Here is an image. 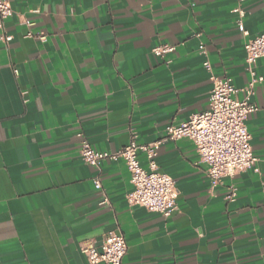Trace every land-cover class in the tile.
I'll return each mask as SVG.
<instances>
[{
  "label": "crops",
  "instance_id": "obj_1",
  "mask_svg": "<svg viewBox=\"0 0 264 264\" xmlns=\"http://www.w3.org/2000/svg\"><path fill=\"white\" fill-rule=\"evenodd\" d=\"M10 3L12 39L0 41V264H89L80 242L111 231L126 238L124 264H264V80L246 120L252 170L213 187L192 140L159 145L158 170L178 191L169 217L127 202L125 161L96 167L80 154L82 138L107 151L161 140L169 124L208 109L213 77H230L244 99L245 42L264 34V0ZM159 44L176 49L157 56ZM255 72L264 77V57ZM138 159L151 169L145 151Z\"/></svg>",
  "mask_w": 264,
  "mask_h": 264
},
{
  "label": "built area",
  "instance_id": "obj_2",
  "mask_svg": "<svg viewBox=\"0 0 264 264\" xmlns=\"http://www.w3.org/2000/svg\"><path fill=\"white\" fill-rule=\"evenodd\" d=\"M243 2L244 0H240ZM14 10L10 0H0V41L8 43L12 36L5 30V20L12 16ZM239 29L245 34L244 25ZM28 32V36H32ZM44 38V36H40ZM172 44H159L152 52L157 56H165L175 51ZM202 53H206L204 44L200 45ZM246 64L252 75L247 88V96L240 100L236 97L239 89L230 77H213V88L210 94L208 109L193 113L188 120L180 124H169L165 136L152 144L139 145L134 140L118 151L99 150L93 147L86 138L80 141V154L85 162L100 167L105 161H125L130 172L132 190L126 195L130 205L145 207L147 210L169 217L176 209L178 191L175 180L168 174L158 170L154 157L157 148L168 140L188 138L196 146L200 158L208 166V174L212 186L219 185L223 178L238 172L252 170L258 160L251 143V134L246 125L250 113L258 110V105L250 101L256 83L264 80L256 76L255 67L264 57V34L257 35L245 42ZM206 69H211L209 60L204 61ZM82 135V134H80ZM142 150L151 159V169H144L138 159ZM98 189L102 188L100 179L94 180ZM237 189L230 187L228 199L234 200ZM81 252L87 257L89 264H124L128 252V244L123 234L114 231L103 236L101 241L85 239L79 244Z\"/></svg>",
  "mask_w": 264,
  "mask_h": 264
}]
</instances>
